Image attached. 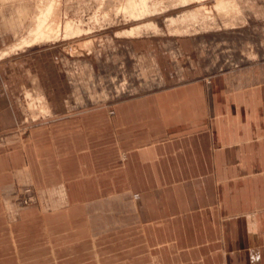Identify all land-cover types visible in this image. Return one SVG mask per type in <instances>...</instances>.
I'll list each match as a JSON object with an SVG mask.
<instances>
[{
    "label": "crops",
    "instance_id": "0c3cea01",
    "mask_svg": "<svg viewBox=\"0 0 264 264\" xmlns=\"http://www.w3.org/2000/svg\"><path fill=\"white\" fill-rule=\"evenodd\" d=\"M134 43L137 53L156 61L166 89L118 101L112 117L111 108L98 111L106 132L101 170L94 164L95 112L67 110L71 90L54 47L0 62V131L22 120L21 92L33 86L58 113L55 162L69 194L85 187L89 195L95 182L104 194H140L131 208L120 209L131 214L119 218L109 234L114 239L96 240L118 244L109 248L117 264H264V66L236 77L184 71L175 78L159 43ZM111 128L118 132L113 145ZM46 129H34L27 147L7 156L6 172L17 161L35 170L31 150ZM78 227L72 243L83 241ZM17 237L9 239L22 243ZM25 247L14 246L13 257Z\"/></svg>",
    "mask_w": 264,
    "mask_h": 264
},
{
    "label": "rangeland",
    "instance_id": "374dc122",
    "mask_svg": "<svg viewBox=\"0 0 264 264\" xmlns=\"http://www.w3.org/2000/svg\"><path fill=\"white\" fill-rule=\"evenodd\" d=\"M132 1L139 2L0 0V62L30 48H56L58 69L71 90L67 110L95 112L96 171L103 164L106 137L98 111L111 108L112 117L118 101L166 89L156 61L137 53L134 42L159 43L175 78L184 71L236 77L264 66V0H146L143 11L134 9ZM20 105L22 120L0 131V264H55L54 249L58 264H75L76 257L79 264H117L118 259L110 258L116 252L109 248L118 244L96 240L115 236L109 234L118 230L119 218L131 214V209H120L125 204L131 208L140 194H104L96 182L89 195L85 187L69 194V182L58 178L55 162L58 113L33 86L22 90ZM39 126L47 129L40 131L42 137L31 150L35 170L17 161L6 172L12 166L7 156L27 147L30 133ZM117 133L111 128L112 145ZM77 224L82 243L71 242ZM12 235L22 243H13ZM23 245L29 247L13 257V247Z\"/></svg>",
    "mask_w": 264,
    "mask_h": 264
},
{
    "label": "bare ground",
    "instance_id": "6f19581e",
    "mask_svg": "<svg viewBox=\"0 0 264 264\" xmlns=\"http://www.w3.org/2000/svg\"><path fill=\"white\" fill-rule=\"evenodd\" d=\"M134 1H132V3H133ZM136 2H137V0H136ZM131 4V3H130ZM146 6H147V4H146V0H139V2L137 3V4H135V2L133 3V7H134V9H138V10H140V11H143V10H145V8H146ZM150 9V8H149ZM139 11V12H140ZM132 12V11H131ZM138 13V12H137ZM144 13V12H143ZM149 13H150V11H149ZM152 14V13H151ZM145 15V14H144ZM143 15V16H144ZM135 16V15H134ZM136 20V19H135ZM40 28V27H39ZM141 28V27H140ZM135 29H129L127 32H129V33H131V32H135L134 31ZM139 29L137 28V31H138ZM140 31V30H139ZM138 31V32H139ZM128 33V34H129ZM136 33V32H135ZM42 35V34H41ZM131 35H132V33H131ZM42 37V36H41ZM30 42V41H29ZM31 43V42H30ZM29 43V44H30ZM22 44H24V42H22ZM25 45H27V44H25ZM32 45V44H31ZM24 46V45H23ZM22 46V47H23ZM29 46V45H28ZM19 46L17 45V48H18ZM16 48V47H15ZM13 49H14V47H13ZM3 54H6V51L3 53ZM2 55V54H1ZM3 56V55H2Z\"/></svg>",
    "mask_w": 264,
    "mask_h": 264
}]
</instances>
